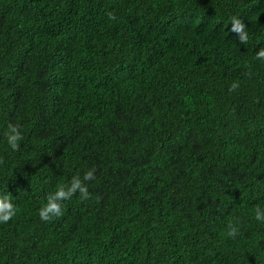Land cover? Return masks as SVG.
<instances>
[{
    "label": "trees",
    "instance_id": "obj_1",
    "mask_svg": "<svg viewBox=\"0 0 264 264\" xmlns=\"http://www.w3.org/2000/svg\"><path fill=\"white\" fill-rule=\"evenodd\" d=\"M261 48L264 0H0V264H264Z\"/></svg>",
    "mask_w": 264,
    "mask_h": 264
},
{
    "label": "clouds",
    "instance_id": "obj_2",
    "mask_svg": "<svg viewBox=\"0 0 264 264\" xmlns=\"http://www.w3.org/2000/svg\"><path fill=\"white\" fill-rule=\"evenodd\" d=\"M110 20H115L116 17L113 13H108ZM230 31L237 34L239 42L246 44L249 39L247 26L237 16L230 18ZM254 59L264 61V48H261L256 54ZM240 87L239 82L234 81L229 86V92H234ZM6 138L8 146L12 151H18L20 147V141L23 140L22 130L19 124L9 123L6 130L3 133ZM2 163V161H0ZM96 168L92 167L84 171L83 176L80 173L74 174L68 183H60L56 186L55 191L49 193L46 196V202L39 208L38 215L40 220L49 221L53 217H60L64 214L63 202L72 199L74 195L79 194L81 200H86L90 197L87 182L96 179ZM12 196L10 193L0 195V224H7L17 212V206L12 202ZM254 219L257 222L264 223V209L257 206L254 210ZM239 233V228L229 223L227 226V236L235 238Z\"/></svg>",
    "mask_w": 264,
    "mask_h": 264
}]
</instances>
